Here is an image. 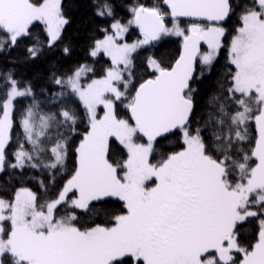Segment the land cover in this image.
I'll return each mask as SVG.
<instances>
[{"label": "snow or ice", "instance_id": "obj_1", "mask_svg": "<svg viewBox=\"0 0 264 264\" xmlns=\"http://www.w3.org/2000/svg\"><path fill=\"white\" fill-rule=\"evenodd\" d=\"M0 264H264V0H0Z\"/></svg>", "mask_w": 264, "mask_h": 264}, {"label": "trees", "instance_id": "obj_2", "mask_svg": "<svg viewBox=\"0 0 264 264\" xmlns=\"http://www.w3.org/2000/svg\"><path fill=\"white\" fill-rule=\"evenodd\" d=\"M70 3L72 4H79V0H70ZM83 11L82 8H79V9H76V8H73V14L77 17V19H79L80 17V14L81 12ZM136 36H135V32H133L131 35H130V39H135ZM178 49V43H172L170 45V50L175 53V51Z\"/></svg>", "mask_w": 264, "mask_h": 264}]
</instances>
